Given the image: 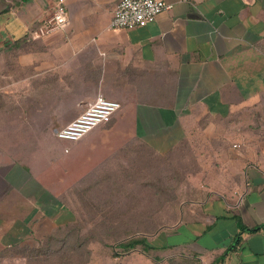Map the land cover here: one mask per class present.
I'll return each instance as SVG.
<instances>
[{"label":"crops","instance_id":"1","mask_svg":"<svg viewBox=\"0 0 264 264\" xmlns=\"http://www.w3.org/2000/svg\"><path fill=\"white\" fill-rule=\"evenodd\" d=\"M164 1L155 21L117 29L119 0H65L66 25L36 37L56 0H0L3 262L72 223L74 201L127 183L126 168L130 181L141 144L187 146L197 169L150 264H264V0ZM98 95L120 102L112 119L57 137Z\"/></svg>","mask_w":264,"mask_h":264},{"label":"rangeland","instance_id":"2","mask_svg":"<svg viewBox=\"0 0 264 264\" xmlns=\"http://www.w3.org/2000/svg\"><path fill=\"white\" fill-rule=\"evenodd\" d=\"M64 122L58 121L56 127L60 128L63 125L59 124ZM40 138L46 141L49 137L44 135ZM132 154L131 152L130 181L126 168L124 178L127 183L106 185L104 194H94L96 196L94 198L74 201L76 216L72 223L60 226L49 235L42 236L33 247L8 252L25 256L23 262L9 258L4 260L6 262L0 259V264L158 262L159 258L154 257L151 248L144 252L142 246L138 245L135 249L125 250L120 243L128 239L145 237L154 245L162 233V228L166 227L165 224L176 223L177 203L192 190L187 179L197 170L196 162L187 146L169 155L160 156L137 144L136 155ZM165 197L168 200L165 201ZM166 202L169 203V209L162 210V203ZM161 238L162 236L159 238L160 242ZM180 240L190 242L192 237L184 239L173 236L167 240L164 238L163 241L176 243ZM176 259L174 256L168 263L187 262L185 259L182 260L183 258L179 260L181 262H177Z\"/></svg>","mask_w":264,"mask_h":264},{"label":"built area","instance_id":"3","mask_svg":"<svg viewBox=\"0 0 264 264\" xmlns=\"http://www.w3.org/2000/svg\"><path fill=\"white\" fill-rule=\"evenodd\" d=\"M171 4L164 0H119L115 6L110 26L112 28L134 29L155 21L157 15L170 9ZM68 13L65 0H56L53 11L36 29V37L45 36L66 25ZM121 108L119 101L98 95L95 100L74 119L56 129L57 137L78 140L95 127L108 123Z\"/></svg>","mask_w":264,"mask_h":264},{"label":"trees","instance_id":"4","mask_svg":"<svg viewBox=\"0 0 264 264\" xmlns=\"http://www.w3.org/2000/svg\"><path fill=\"white\" fill-rule=\"evenodd\" d=\"M1 10L2 8L0 7V11ZM138 245H141L143 250L157 247L156 245L151 244L145 237L128 239L127 241L120 243V246H122L125 250L135 249Z\"/></svg>","mask_w":264,"mask_h":264}]
</instances>
